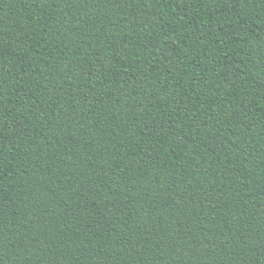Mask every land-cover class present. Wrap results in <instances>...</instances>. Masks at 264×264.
<instances>
[{
	"label": "trees",
	"instance_id": "16d2710c",
	"mask_svg": "<svg viewBox=\"0 0 264 264\" xmlns=\"http://www.w3.org/2000/svg\"><path fill=\"white\" fill-rule=\"evenodd\" d=\"M0 264H264V0H0Z\"/></svg>",
	"mask_w": 264,
	"mask_h": 264
}]
</instances>
